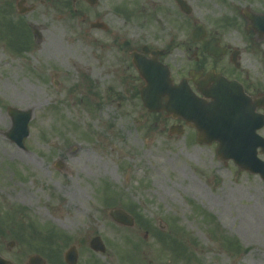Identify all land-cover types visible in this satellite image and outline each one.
Returning <instances> with one entry per match:
<instances>
[{
	"label": "rangeland",
	"instance_id": "1",
	"mask_svg": "<svg viewBox=\"0 0 264 264\" xmlns=\"http://www.w3.org/2000/svg\"><path fill=\"white\" fill-rule=\"evenodd\" d=\"M18 1L0 0V24L19 31L0 27V188L27 196L57 232L103 233V258L86 255L98 263L264 264L262 180L220 160L217 144H197L193 128L171 134L176 120L144 108L134 95L143 82L128 68L144 44L170 51L176 82L194 64L230 69L235 49L241 64H264V36L244 16L264 14V0H186L191 15L175 0H26V14ZM96 20L109 29H92ZM199 24L226 56L201 51L191 37ZM28 26L32 43L18 51L11 40L26 41ZM9 107L32 111L26 150L5 135ZM113 207L137 223H116Z\"/></svg>",
	"mask_w": 264,
	"mask_h": 264
},
{
	"label": "water",
	"instance_id": "2",
	"mask_svg": "<svg viewBox=\"0 0 264 264\" xmlns=\"http://www.w3.org/2000/svg\"><path fill=\"white\" fill-rule=\"evenodd\" d=\"M91 4L97 0H88ZM19 2L18 6L21 7ZM182 11L189 14L190 6L184 0H177ZM21 12L30 10V8H20ZM246 17L251 20L250 27L259 34H264V15H257L251 12H245ZM92 27L105 28V25L99 22L93 23ZM37 32V31H35ZM206 31L203 26H198L193 32L194 41H201L203 50L215 57L226 54V50L218 45L219 39L204 40ZM39 35V34H38ZM238 51L232 55V61L237 64ZM141 74L144 76L148 85L143 89V102L152 111L166 110L169 115L174 117L182 116L188 123L195 126L198 130L197 142L200 144H211L214 141L219 142L217 153L223 160L233 158L237 165L242 169L252 173H259L264 178V162L257 158L256 130L262 124L254 112L251 100L244 97L242 100L243 111L231 106V82L221 74L210 73L204 80L195 78L199 89L210 100L196 99L192 96L188 85L179 84L174 86L170 78L168 68L164 65L147 64L138 60V55L134 59ZM161 68V69H160ZM165 71H164V70ZM243 93V92H242ZM163 95H167L165 104L161 103ZM239 97H235L237 100ZM237 110V111H235ZM9 115L12 118L13 126L6 135L15 141L19 146H24L25 139L29 135V122L32 118L30 110H20L14 107L9 108ZM173 133H183L181 126H173ZM251 140L246 144L242 143L239 137L244 134ZM56 166L63 167V161L58 160ZM113 219L123 225L132 226L133 217L122 209L114 208L110 211ZM92 247L100 251L101 240L95 238L92 241ZM105 246L103 245V251Z\"/></svg>",
	"mask_w": 264,
	"mask_h": 264
},
{
	"label": "flooded vegetation",
	"instance_id": "3",
	"mask_svg": "<svg viewBox=\"0 0 264 264\" xmlns=\"http://www.w3.org/2000/svg\"><path fill=\"white\" fill-rule=\"evenodd\" d=\"M151 48L157 47L151 46ZM141 49L142 47L132 51V64H128L129 69H136L137 81L143 82V85L134 93L140 99L144 81L133 62V54L137 50L141 52ZM169 55L170 51L165 49L156 59L170 66L165 61ZM141 58L146 61L154 60L153 53L148 50L141 52ZM230 65V69H220L213 64H194L182 74L181 79H187L192 91L201 98L202 94L198 85L189 77L191 71H201L199 79H203L211 70L222 72L243 87L245 94L255 102V111L264 116V64ZM170 69L173 74L171 66ZM130 75L135 74L132 71ZM257 133L261 138L260 142L263 143L264 126L258 129ZM257 154L264 161V144L257 148ZM260 180H262L261 177ZM262 182L264 183L263 180ZM27 201L31 202L22 193L17 195L12 189L7 191L0 188V256L4 258L3 261L6 264H103L96 260H88L93 255L90 247L91 239L98 235L103 239V233L101 235L92 233L88 236L81 234L78 240L69 234L57 236L55 234L57 227L52 223L39 220L35 210L28 206ZM86 255L89 256L88 259ZM99 255L103 258V252Z\"/></svg>",
	"mask_w": 264,
	"mask_h": 264
}]
</instances>
